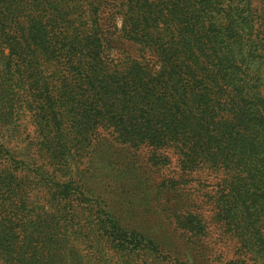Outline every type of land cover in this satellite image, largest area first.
<instances>
[{"label":"trees","instance_id":"16d2710c","mask_svg":"<svg viewBox=\"0 0 264 264\" xmlns=\"http://www.w3.org/2000/svg\"><path fill=\"white\" fill-rule=\"evenodd\" d=\"M103 3L82 32L71 0H0V128L36 134L0 147V264H264V0L121 1L117 60ZM100 129L108 173L75 165Z\"/></svg>","mask_w":264,"mask_h":264},{"label":"rangeland","instance_id":"374dc122","mask_svg":"<svg viewBox=\"0 0 264 264\" xmlns=\"http://www.w3.org/2000/svg\"><path fill=\"white\" fill-rule=\"evenodd\" d=\"M69 1V0H67ZM75 3L76 9L73 11L75 13L73 16H69V19L67 20L72 21L73 19H76L75 26L78 27V30L84 32L85 28L89 26L90 24V18L89 15L92 13V9L90 10V4L93 2V0H71ZM121 1L124 0H100V2H104V13L102 15V19H104V23L106 24V33H110L109 40H110V47L108 50L109 58L117 60L119 57L121 51L119 50L118 42H121L120 39L121 36V28L123 26L122 23V16L120 15V5H117V3L120 4ZM89 4V5H88ZM117 5V6H116ZM84 10V11H83ZM89 12V14H87ZM117 13V14H116ZM108 27V28H107ZM119 52V53H118ZM62 66L60 67L61 70ZM57 69V67H55ZM98 135L96 140L99 141V147H97L95 154H88L81 153L82 159L81 162L77 161L78 163H74L76 166H79L81 169L85 168V163L87 165V162H89V158H92V162L96 163V167L98 168L99 173H108L106 170V166L108 167L109 164L112 163V160L108 159L106 155H103L104 152H106L107 147H117L116 141L110 135V133L102 131L101 129L98 130ZM35 127L32 124L30 120H21L19 124H15L14 126H4L0 128V147L3 144L6 148H8L11 151L16 152L17 154H22L23 152L35 156L33 145L31 140L35 139ZM118 152L120 150H117ZM147 148H141L135 155V159H132L127 155L128 153L122 151L120 152L119 157H115L114 159L118 161L116 164L121 165H127L134 163V161L138 162L139 167L144 166V162L146 161L147 157ZM29 156V155H28ZM31 157V156H30ZM77 157V155H75ZM3 158V157H2ZM32 158V162H34V158ZM21 157H17L16 160H20ZM78 160V159H77ZM80 162V163H79ZM134 165H136V163ZM12 164L9 160H6L3 158V160L0 157V166L1 167H8ZM142 164V165H141ZM117 165V167H118ZM32 167V166H31ZM144 168V167H143ZM110 172V171H109ZM13 179L16 187V194L19 195V201L16 202L17 207L22 210L23 208V192L29 191L30 194V202L35 204L39 207H48L50 205L49 201L51 199V191L48 190L45 185H30L27 186L26 184L23 185V181L28 183L30 180L27 178H23V168L19 170H13ZM27 176L31 177L30 174H27ZM32 178V177H31ZM154 183L156 184L157 181L155 180ZM60 200V199H59ZM57 201V203L59 202ZM125 204L129 203V201H125ZM56 204V203H55ZM152 217L149 218L151 220Z\"/></svg>","mask_w":264,"mask_h":264}]
</instances>
